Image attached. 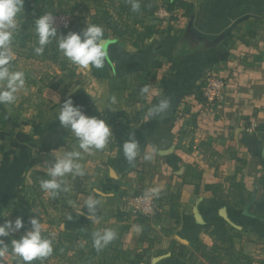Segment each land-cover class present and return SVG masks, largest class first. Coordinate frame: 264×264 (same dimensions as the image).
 Wrapping results in <instances>:
<instances>
[{
    "label": "crops",
    "instance_id": "1",
    "mask_svg": "<svg viewBox=\"0 0 264 264\" xmlns=\"http://www.w3.org/2000/svg\"><path fill=\"white\" fill-rule=\"evenodd\" d=\"M185 1L193 6L190 14L182 8L168 11L165 0H156L158 30L139 47L105 30L104 39L112 43L104 67L75 65L79 83L62 92L40 83L47 72L59 75L51 60H35L38 72H29L26 49L15 51L11 44L10 70L16 71L15 63L27 80L14 104H0V224L16 219L6 205L32 171L46 173L53 152L82 151L57 119L55 96L61 103L70 97L85 115L105 120L112 136L104 149L82 152L78 162L84 175L64 178L61 207L52 208L42 195L44 230L83 225L92 215L85 205L91 197L99 201L95 223L116 232L134 264H209L195 243L210 256L208 231L220 221L235 235L230 248L235 264H264V0ZM29 5L24 0L23 9ZM93 14L94 9L87 23ZM20 28L33 32L28 22ZM207 75L226 79L223 98L212 110L201 102ZM145 85L150 92L141 95ZM162 98L169 108L145 119L148 108ZM251 118L253 129L248 128ZM130 135L139 144L131 164L122 150ZM230 176L247 192L237 206L226 197ZM215 185L227 205H218L206 187ZM140 194L153 198V213L137 214L129 204ZM1 257L10 264V255ZM228 258L220 252L217 264H227Z\"/></svg>",
    "mask_w": 264,
    "mask_h": 264
},
{
    "label": "trees",
    "instance_id": "2",
    "mask_svg": "<svg viewBox=\"0 0 264 264\" xmlns=\"http://www.w3.org/2000/svg\"><path fill=\"white\" fill-rule=\"evenodd\" d=\"M53 7H59L62 4L66 5L67 0H47ZM77 4L83 1H90L94 7V14L90 16V24H96L103 28V30L110 31L111 34L119 39L128 41L132 46L139 47L145 40H147L157 30V19L154 12L158 9L159 5L156 0H73ZM132 3L139 4V10H132ZM165 6L168 11H173L176 8L184 9L185 14H190L193 10L191 3L185 0H165ZM169 27L165 30L169 31ZM62 35L57 31V36ZM38 37L35 34L27 33L23 28H19L14 35L12 45L15 46V51L20 48H25L27 53L25 59L32 60L28 63L29 72L37 73V68L32 62L43 59L51 60L59 75L55 71L45 73L40 77V83L51 89H58L60 92L64 91L67 87L78 84L79 81L75 73V65L69 61L58 48V38H54L45 46L44 52L37 55L35 48L38 46ZM16 60L14 59V62ZM160 66L158 63H152V67ZM16 71L24 73V79L27 80L25 70L12 65ZM26 67V68H27ZM260 127L259 129H261ZM30 181L22 183L20 188L14 192V197L6 205V209L15 217L22 218L24 227L12 237L5 238V244L9 243V252H11L10 240L12 238L18 239L20 235L27 229H30L29 221L31 218L36 217L40 219V215L33 210L32 206L38 201L43 206L41 200L44 192L40 188V181L48 179L46 173L32 171L30 173ZM229 181L230 190L226 197H230L229 203L231 206H237L244 202L247 192L239 181L235 180V176H230L226 179ZM212 191L216 197L217 204L220 206L227 205V201L223 199V194L219 189V185L206 186ZM173 197V196H172ZM55 203V204H54ZM64 198L61 197V191L54 197H49V205L56 209L57 204L63 205ZM44 214H46L45 206H43ZM159 217V213L155 214V218ZM143 220V217H140ZM104 228L95 224L91 220H86L84 224L81 223L73 227H65L63 230L51 232V230H43L42 236L52 241L53 252L51 256L44 260H35L31 264H49L51 260L57 258L62 261V264L73 262L74 264H134V260H130L128 255L129 251L124 250L121 246L119 236L110 242L103 249L97 251L93 246V234L96 231H103ZM208 234L213 240V246L210 249V256H208L204 249L205 247L196 242V249H201V256L208 261L209 264H217L220 257V252L229 256L227 264H235L236 259L230 258L232 255L230 248L232 240L235 237L230 233L224 221H220L208 231ZM227 244V246H223ZM175 244L172 242L170 248L173 249ZM74 248V249H73ZM70 250H72L70 252ZM71 253V255L69 254ZM239 257H243L238 255ZM236 258V257H235ZM0 264L4 262L0 259ZM11 264H22L19 258L13 260ZM179 264H183L182 261Z\"/></svg>",
    "mask_w": 264,
    "mask_h": 264
},
{
    "label": "clouds",
    "instance_id": "3",
    "mask_svg": "<svg viewBox=\"0 0 264 264\" xmlns=\"http://www.w3.org/2000/svg\"><path fill=\"white\" fill-rule=\"evenodd\" d=\"M24 0H0V104H14L17 100V92L25 87L24 73L22 71L10 70V61L13 58L11 44L15 33L18 30V14L22 12ZM132 10L138 11L139 4L132 3ZM54 17L52 13H47L35 19V32L38 37V46L35 48L37 55L44 52L45 46L52 39L58 38V48L69 61L80 68L95 67L101 69L109 59L108 46L112 43L104 39V30L101 26L87 23L80 33L69 32L58 37L57 28L53 24ZM150 85L141 88L140 94L145 95L150 92ZM55 103H59L57 119L62 127L68 128L71 134L78 140L79 149L82 151L57 150L53 152L54 160L49 163L46 169L48 179L40 181L41 190L50 198L56 197L62 189L64 178L71 175L73 178L84 175L81 164L78 162L83 153L91 154L95 150L105 148L109 137H111L110 126L103 119L96 116L89 117L85 115L79 106H74L73 100L68 99L60 102L58 96H55ZM115 103V97L112 98ZM169 108V102L166 98L160 99L158 104L148 108L145 119L159 116ZM122 145L123 154L126 160L131 164L139 153V144L134 135H130ZM154 151V149H149ZM145 159H151L146 155ZM152 195H158V189H151ZM99 203L98 200L89 197L85 201L88 216L93 222L97 221L94 206ZM81 214V212L79 213ZM30 229L23 232L18 239L10 240L11 253L19 258L22 264H31L35 260H44L51 256L53 252L52 241L42 236L44 230L42 223L36 217L29 221ZM24 227L22 218L17 217L14 221L6 220L0 224V238H9ZM139 230V229H137ZM116 238V232L113 229H104L96 231L93 234V246L97 251L103 249ZM9 252V243L5 244L0 239V256Z\"/></svg>",
    "mask_w": 264,
    "mask_h": 264
},
{
    "label": "rangeland",
    "instance_id": "4",
    "mask_svg": "<svg viewBox=\"0 0 264 264\" xmlns=\"http://www.w3.org/2000/svg\"><path fill=\"white\" fill-rule=\"evenodd\" d=\"M29 1H30V5L22 9V12L18 14V17H17V21L19 25L18 29L20 28V24L22 22H28V24H33V32L31 33L35 35H36L35 19L38 18L39 16H42L47 13H52L53 17L59 16V15H64L65 17H68V20H70V26L67 29H62V28L61 30L57 29V31L62 34L60 36H64L68 34L69 32H73L77 30L78 28H82L86 26L87 21H88L87 18L92 12V10L94 9L93 5L90 3L84 2L81 4H77L73 0H67L66 5L62 4L61 6L56 7V8L53 7V5H50L47 0H29ZM58 25L60 24L58 23ZM43 206H46V205H44L43 203ZM43 206L38 201H36L35 204L32 206L33 210L36 211L40 215V219H41L40 222H42V219H44L45 217ZM61 206H62L61 204H57L56 209H58ZM41 215L43 217H41ZM95 224L101 227L100 224L98 223H95ZM71 251L72 250H70V252ZM7 254L10 255L12 258L10 262L11 264L13 260L16 259L17 257H14L11 252ZM69 254L71 255V253ZM0 259L4 262V264H7V262L4 261L1 256H0ZM6 260L8 261V258H6ZM49 264H62V261H58L57 258H54L53 260L50 261ZM67 264H74V263L68 262Z\"/></svg>",
    "mask_w": 264,
    "mask_h": 264
},
{
    "label": "built area",
    "instance_id": "5",
    "mask_svg": "<svg viewBox=\"0 0 264 264\" xmlns=\"http://www.w3.org/2000/svg\"><path fill=\"white\" fill-rule=\"evenodd\" d=\"M53 24L59 30L61 28L67 29L70 26V20L64 15H59L54 17ZM225 87L226 79L215 75H207L201 88L202 105L208 110L214 109L221 102ZM255 126L254 119H249L248 128L253 129ZM129 204H131L137 214L146 215L155 211V203L150 195L140 194L134 196L130 199Z\"/></svg>",
    "mask_w": 264,
    "mask_h": 264
}]
</instances>
